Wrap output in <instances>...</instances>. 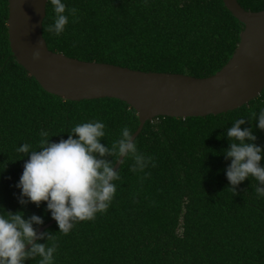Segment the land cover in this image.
Here are the masks:
<instances>
[{"label":"trees","instance_id":"trees-1","mask_svg":"<svg viewBox=\"0 0 264 264\" xmlns=\"http://www.w3.org/2000/svg\"><path fill=\"white\" fill-rule=\"evenodd\" d=\"M238 1L247 11H264V0ZM64 2L78 9V18L69 17L57 37L47 31L55 19L47 6L43 34L52 52L146 73L212 77L233 58L245 29L223 0ZM8 20L9 0H0V213L42 218V225H33L38 234L53 219L46 204L19 202L16 184L29 154L17 150L25 143L36 147L41 129L58 143L75 124L97 119L106 124L101 143L111 149L121 129L128 127L133 137L140 120L120 100L71 102L44 91L15 58ZM262 110L264 92L227 114L148 122L136 140L137 154L152 157L155 167L148 163L140 172L135 156L127 154L105 213L77 223L67 235L55 224L37 242L50 246L56 237L55 264H264V198L256 193L264 185L250 177L231 186L224 156L237 119L264 148V131L256 126ZM120 157L113 152L103 159L114 169Z\"/></svg>","mask_w":264,"mask_h":264},{"label":"water","instance_id":"water-1","mask_svg":"<svg viewBox=\"0 0 264 264\" xmlns=\"http://www.w3.org/2000/svg\"><path fill=\"white\" fill-rule=\"evenodd\" d=\"M223 2L245 29L230 62L205 79L146 73L52 52L43 34L47 0H9V41L18 63L47 93L71 102L116 99L130 105L140 120L135 142L146 124L160 117L186 120L227 114L249 106L264 92V11H247L238 0ZM37 50L41 59L34 61ZM126 156L120 157L115 172ZM55 224L53 220L37 236Z\"/></svg>","mask_w":264,"mask_h":264},{"label":"clouds","instance_id":"clouds-1","mask_svg":"<svg viewBox=\"0 0 264 264\" xmlns=\"http://www.w3.org/2000/svg\"><path fill=\"white\" fill-rule=\"evenodd\" d=\"M54 12V23L48 25L47 31L55 36L64 33L69 24L78 18V9L68 8L64 0H47ZM41 52L33 53V60L39 61ZM245 121L237 119L228 130L230 148L224 156L230 160L226 177L235 187L250 177L264 185V148L255 143L256 136L249 128H242ZM264 131V110L257 119V125ZM106 124L97 119L75 124L66 140L50 142L49 133L41 129L36 147L25 143L17 151L29 154L24 163L23 172L16 188L20 192V203L30 202L39 206L46 204L56 221L60 233L69 234L77 223L96 219L111 206L117 193L120 180L113 164L103 159L116 152L119 156L131 153L140 165V172L148 163L155 167L153 158L137 154V141L133 142L128 127L121 129V138L111 149L106 148L101 140L106 136ZM39 149V150H37ZM133 171H136L134 168ZM258 198H264V188L257 187ZM42 225V218L33 215L24 218V213H0V264H24V261L39 256V264H55L57 245H45L35 242L45 239L37 236L33 225ZM28 245H31L29 250Z\"/></svg>","mask_w":264,"mask_h":264}]
</instances>
